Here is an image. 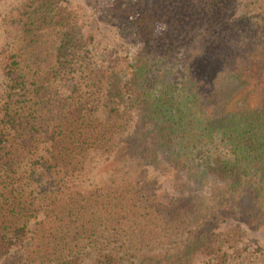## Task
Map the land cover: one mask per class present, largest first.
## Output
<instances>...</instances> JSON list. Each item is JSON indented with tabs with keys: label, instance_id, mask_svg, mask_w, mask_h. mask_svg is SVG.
Segmentation results:
<instances>
[{
	"label": "trees",
	"instance_id": "obj_1",
	"mask_svg": "<svg viewBox=\"0 0 264 264\" xmlns=\"http://www.w3.org/2000/svg\"><path fill=\"white\" fill-rule=\"evenodd\" d=\"M239 4L245 12L230 17ZM245 6L107 0L99 17L137 44L127 62L105 64L88 57L91 38L71 8L24 0L15 20L32 46L6 55L0 108V257L27 240L33 260L75 264L78 250L104 241L96 264H114L112 250L150 238L117 228L131 212L150 213L177 244L138 264L217 253L228 219L264 228V8ZM98 94L106 125L93 115L99 100L89 106ZM92 156L109 169L140 160L172 173L176 196L160 198L144 177L89 188ZM106 222L114 227H98Z\"/></svg>",
	"mask_w": 264,
	"mask_h": 264
},
{
	"label": "rangeland",
	"instance_id": "obj_2",
	"mask_svg": "<svg viewBox=\"0 0 264 264\" xmlns=\"http://www.w3.org/2000/svg\"><path fill=\"white\" fill-rule=\"evenodd\" d=\"M59 1L76 12L82 23L83 32L91 38L88 47V57H92L98 61H104L107 58L106 60L108 61L105 64L115 59L118 63H125L130 59L135 44H137L135 40L122 36L115 25L105 22L97 13L98 6H106L107 0ZM23 2L24 0H0V108L7 84L4 76L6 55L10 53H27L32 46L30 37L26 36L23 28L17 23V19L15 20L16 12ZM240 2L242 4L246 3L245 9L249 15L258 14V9L261 6L264 8V0H240ZM240 5L230 11V17L238 16L245 12L244 8L240 7ZM89 99L90 102H92V99L99 100L98 105H95L93 102L89 105L90 107L94 105L98 107V110L93 112V115L95 113L97 117V121L105 125L112 122V115L108 113L109 108L105 106L107 105V100L104 95L98 94L94 98L92 96ZM128 112L127 118L129 122L133 121V112ZM131 125L132 122L127 126L129 131L132 129L129 127ZM139 137L141 136L139 135ZM117 139L120 140V138ZM99 159L97 156L89 158L92 171L89 175L88 183L87 181L85 183L89 188L97 184H110L112 182L120 185L133 180L140 181L144 177L143 179L148 183L147 188H152V193H156L160 198L170 200L176 196V190L172 182L174 181V175L172 173L163 175L161 169L140 160L131 161L125 165H116L112 169H109L102 166ZM130 214L136 215V217H131V219L126 217L127 220H122L123 222L119 223L121 226L117 228L119 230L128 229L130 231L142 230L152 239L149 240L150 238H148L145 241L148 242L144 245L136 244L133 247H120L112 250L111 254L117 257V261L114 264H138L142 256L149 257L152 253H161L160 248H163V252H165V249L177 246L176 242L172 244L169 242L171 239H168L165 235L166 231L162 232L164 226H161L156 219H152L150 213H145L146 217H141V213L134 214L131 212ZM139 215L140 217H137ZM104 225H107L109 228L113 226L106 222L105 224L98 225V227L104 229ZM218 225L220 227L217 232L222 234L221 237L223 239L222 245L218 244L220 251L215 254L212 253V255H197L193 262L189 264H264V228L248 227L244 223L231 219L226 220L222 224L218 223ZM30 228L35 229L34 221L30 224ZM152 231L155 233H151ZM174 237L175 239L172 238V241L180 243L185 238V235H176ZM136 242H140V239H137ZM85 243L82 245L84 246ZM103 243L104 241H99L93 251L87 249L84 252L83 249H86V247H82L74 255V263H98V261L102 260L101 255L107 252L104 249ZM23 244V247L5 252L0 257V264H57L54 260L49 259H45L43 263L33 260V255L29 252L27 240ZM126 245L125 243L124 246ZM99 248L102 252L99 251Z\"/></svg>",
	"mask_w": 264,
	"mask_h": 264
}]
</instances>
